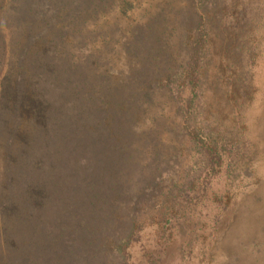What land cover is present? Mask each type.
<instances>
[{
  "label": "trees",
  "instance_id": "1",
  "mask_svg": "<svg viewBox=\"0 0 264 264\" xmlns=\"http://www.w3.org/2000/svg\"><path fill=\"white\" fill-rule=\"evenodd\" d=\"M237 1H169L171 15L162 8L125 37L116 77L110 51L82 60L75 47L118 0H0V264H141L206 181L241 176L244 127L204 102L213 30ZM250 1H238L245 22L260 18ZM155 94L180 118L170 148L137 127Z\"/></svg>",
  "mask_w": 264,
  "mask_h": 264
},
{
  "label": "rangeland",
  "instance_id": "2",
  "mask_svg": "<svg viewBox=\"0 0 264 264\" xmlns=\"http://www.w3.org/2000/svg\"><path fill=\"white\" fill-rule=\"evenodd\" d=\"M121 1L92 18L88 42L75 47L82 60L84 52L110 51L105 53L104 67L115 71L116 77L127 68L123 42L132 27L162 8L172 13L171 0H129L132 6L127 9ZM238 1L225 8L221 26L215 24L209 63L212 76L204 102L213 119L244 127L246 146L238 165L241 176L233 180L220 175L206 181L190 196L193 200L178 210L179 219L154 247L155 256L141 264H264V0H258L260 18L246 22ZM170 3L177 10L186 6ZM239 48L251 50L253 55L240 61L241 57L234 56ZM242 71L243 78H237ZM152 99L138 120V130L157 133L164 148L173 147L181 138L175 105L161 94ZM246 168L249 172L243 170ZM189 210V225L182 229L180 219Z\"/></svg>",
  "mask_w": 264,
  "mask_h": 264
}]
</instances>
